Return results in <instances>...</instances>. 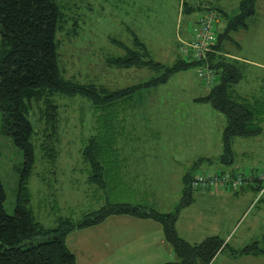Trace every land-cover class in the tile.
<instances>
[{"label":"rangeland","instance_id":"rangeland-1","mask_svg":"<svg viewBox=\"0 0 264 264\" xmlns=\"http://www.w3.org/2000/svg\"><path fill=\"white\" fill-rule=\"evenodd\" d=\"M184 1L57 0L68 18L62 32L57 33L59 66L64 77L80 83L104 85L109 89L149 80L155 74L152 69L147 67L126 69L118 67L109 60L125 55L126 50L120 43L137 48L133 41L137 36L148 46L151 57L153 56L156 61L168 65L174 64L178 53L182 54L181 41L187 40L188 35L191 36L195 21L202 14L183 12ZM186 1L202 2V5L206 3L205 7H208V4L221 8L228 16H234L239 12L242 0ZM256 9V14L248 20L249 27L231 33L230 39L225 40L222 45L232 52L231 54L240 57L239 59L249 60V62H239L244 77L238 88H241L244 94H251V98L264 101V66L259 67L251 62H264V0H257ZM219 17L218 27L224 29L227 17ZM0 55H2L1 33ZM186 58L195 60L192 55ZM196 61L199 62L198 66L202 65V61ZM197 70V67H193L175 73L166 84L156 87L155 93H152L153 87L147 90L148 99L152 101L150 105L155 109L154 121L163 131L155 129L154 132L147 133L148 136L143 138L141 146L134 147L133 144L129 150L132 155H149L150 162L152 160L157 162L156 165L153 164L155 170L152 171L157 176L154 174L152 179L148 173L145 177L146 183L152 185V190L143 194V198L137 197L140 193L132 192L122 196L123 201L147 210L172 212L182 200L183 176L186 172L207 174L224 170L239 172L246 177L263 176L264 178V116L260 134L253 137L233 138L234 162L232 164L218 162V157L224 151L223 133L226 116L210 103L196 102L200 96L206 95L213 85L204 83ZM55 100L60 105V134L59 142L56 144L58 156L52 161L42 155L37 146L34 168L28 181L35 216L46 228H56L66 219L78 221L86 213L105 206L109 200H120L119 195L115 194L118 184H115L112 193L99 187L98 184L87 181L90 171L82 155V149L87 137L95 130V113L91 101L81 95L56 96ZM262 109L264 110V105ZM38 110L36 106L31 121L34 128L40 130L42 126L38 120ZM124 140L123 137H119L118 146L123 150V155H127ZM34 143H38L36 134ZM0 147V180L6 193L4 208L6 212L13 214L18 199L25 153L15 145L11 136L3 132L1 111ZM208 158L211 159L210 162ZM262 183L264 186V180ZM252 184L254 182L243 186L246 185L248 188ZM147 186L144 187V191H148ZM221 188L228 189L226 193L230 196L229 199H208V204H205L206 200L200 198L201 200H195L192 206L181 208L178 223L180 233L191 242H200L208 236L217 235L226 240L231 247L238 249L256 241L264 244V194L253 206L251 204L257 193L251 188H248L249 192L246 193L249 196L236 203L231 199L237 196L235 190L229 186L218 187ZM212 190L195 189V192ZM108 229L109 226L104 230L94 228L88 232H85L87 231L85 228L75 229L68 235L67 245L74 251L84 250L83 245H90ZM111 232L118 233L123 238L124 243L116 240L114 247L123 252L138 249L133 246L147 229L115 223L111 226ZM84 239L87 240L85 243H83ZM42 240L43 238H39L36 241ZM106 244H108L107 240L100 241L105 251ZM229 254L230 251L219 254L214 264H260L257 258H249L254 256L234 254L245 257L242 261L234 260L236 258H232ZM99 257L105 256L99 255ZM117 258L116 264H139V262L163 264L177 259L174 252L170 256L164 250L133 261L123 260L120 256Z\"/></svg>","mask_w":264,"mask_h":264},{"label":"trees","instance_id":"trees-1","mask_svg":"<svg viewBox=\"0 0 264 264\" xmlns=\"http://www.w3.org/2000/svg\"><path fill=\"white\" fill-rule=\"evenodd\" d=\"M201 3H190L186 0L183 2V12L202 13L196 19L195 25L209 12L227 17L225 28L219 31L217 26L215 29V51L205 59L215 69L217 81L209 92L197 101L212 104L226 116L224 151L218 157V162L232 164L233 138L253 137L262 132L264 101L241 95L237 91V86L244 77L240 61L228 56L222 43L236 30L249 27L248 20L257 12V0H242L239 12L234 16H228L221 8L208 4V7H205L206 3ZM66 19L68 20L64 9L57 0H0L2 130L11 136L15 145L25 153L13 214H9L4 208L6 193L0 180V264H77L75 253L67 245V236L75 229L99 225L112 215L145 217L158 222L177 257V260L163 264H210L221 251L264 255V244L258 241L233 250L219 236L191 243L178 234L176 222L179 211L194 201L195 189L191 185L196 175L194 172H189L183 178L182 200L174 212L147 210L123 200H109L105 206L86 213L82 219H66L56 228H46L37 220L28 181L34 168L37 146L42 155L52 161L58 156L56 144L60 134V105L55 100L56 96L81 95L91 101L95 113V130L87 137L82 149L90 171L88 181L113 193V187L115 183L118 184L121 172L122 151L118 146L121 127L116 126L122 113L121 108L128 104L138 91L166 84L175 73L198 67L199 64L198 61L183 57L180 53L172 65L156 61L151 57L148 46L135 36L133 41L137 48L127 47L118 41L126 53L109 61L126 69L150 68L155 74L149 80L109 89L104 85L67 79L59 66L57 39V33L62 32ZM36 106L39 109L38 120L42 126L40 130L37 127L35 129L31 121ZM35 134L38 140L36 144ZM208 161L211 159L208 158ZM255 182L263 184L258 178ZM39 238L43 240L37 242Z\"/></svg>","mask_w":264,"mask_h":264},{"label":"crops","instance_id":"crops-1","mask_svg":"<svg viewBox=\"0 0 264 264\" xmlns=\"http://www.w3.org/2000/svg\"><path fill=\"white\" fill-rule=\"evenodd\" d=\"M222 30L223 29L219 28V31H222ZM237 31L238 30H236L235 32H237ZM185 33H187V32L185 31ZM188 36H190V35H188ZM228 39H230V38H228ZM224 51L226 52V54L228 56H230L234 59H237L240 62H249V60L246 58L239 59L240 57L235 56L234 54H231L232 52L228 51L226 48H224ZM251 62L255 63V65H257L259 67L264 66V62H262V61H251ZM138 83H140V82H138ZM147 90L148 89L138 91L134 95V97H132L130 99L128 104H124V106L121 108V111H120L122 113H121V116L119 118V121L116 122L117 128L121 127V134H119V135H120V138L123 137L125 139L124 145H125V148H127V151H126L127 155H123V150L119 147L122 151V155H120V157H121V163H120L121 172L119 174L120 177L118 178V181H117L118 182L117 195H119L120 200H124V198L121 199L122 196L124 197V195H128L132 192L140 193L137 197L143 198V194L148 193L150 189L152 190V185L150 183H146L147 180H145V177L148 175V173L150 174L152 179L154 178V174L157 176L156 173L152 172L153 170H155L154 165H156L157 162H155L154 160H152V162H150L148 159L149 155H142V154L132 155L133 153L131 154L130 153L131 151L129 150L130 148L133 147V144H134V147H135V145L141 146L143 138L148 136L147 133L154 132L155 129L162 130V127L154 121V118L156 117L155 109H154V106L150 105V103H152V101L148 99L149 95H148ZM155 90H156V87L153 88L152 93H155ZM241 90L242 89L241 88L239 89L237 86V91L241 95H244V96H250L251 95L249 93L244 94V92H242ZM196 102L200 103L199 101H196ZM94 124H95V120H94ZM147 130H148V132H147ZM137 148H139V147H137ZM236 169L237 168H235V170ZM188 173L189 172H186L185 175H187ZM185 175L183 176V178L185 177ZM145 186H147L148 191H144ZM183 188H184V186H183ZM183 188H182V194H183ZM248 188H251V190L254 191V193H257V195L255 196V198L251 204V205H253V204L255 205V203H257V201H259L261 195L264 194L263 184L255 182L254 184L249 185ZM248 188L245 185V186L241 187V189L235 190V194H237V196L231 198L233 203L240 201L242 198H245L246 196H249L248 194L246 195V193L249 192ZM210 190H212V189H210ZM226 190H228V189H226V188L225 189H223V188L218 189L217 188V189H214L212 191L194 192V201L195 200H201L200 198H203L206 200L205 204H208V199H217V200H218V198L229 199L230 196L226 193ZM126 193H128V194H126ZM240 194H243V196ZM181 199H182V197H181ZM194 201L189 206H192ZM251 205H250V207H251ZM189 206H187V207H189ZM177 208H178V206H177ZM177 208H176V210H177ZM184 208H186V207H184ZM184 208H182V209H184ZM181 210L179 211V214H180ZM246 211L245 212L243 211V213H246ZM172 212H174V211H172ZM179 221L180 220L178 217V220L176 222V229H177L178 234L183 239L191 242V240H189V238H187L186 236H183L180 233L179 228H178ZM115 223L119 224L121 226L122 225H127V226L131 225V227H138V228L147 229V232L145 234H143L139 240H136L135 246H133V247L138 248V249H129V250H125V251L121 252L120 249L114 248V247H116V242H115L116 240H118V241L121 240V243L122 244L124 243L122 241L123 238L120 237L118 235V233H112L111 232V226L115 225ZM253 224H255V222H253ZM107 226H109L108 231L103 232V234H100V236H101L100 238H98L94 242H91L90 245H88V246H90V248L86 245H83L84 250L74 251V250H72V248L69 247L76 255L77 264H96V263L116 264L115 259L117 260L118 259L117 257H119V256L123 260L133 261L136 259L138 260L139 257H142V259L144 257H149L150 254L155 253L156 251H159V250L160 251L164 250V252L167 251L170 256L172 255V252H174L172 246L165 239L161 225L153 219L145 218V217H135V216H130V215H112V216H109L103 223H101L99 225L92 226L89 228H85L87 230L85 232H88V230H94V228H99V230H104V228L105 227L107 228ZM89 232H93V231H89ZM117 236H118V238H117ZM208 237H211V236H208ZM208 237H206V238H208ZM102 240L108 241V244H106L108 251L107 250L105 251L104 249H102V247L100 245V241H102ZM85 241H87V240L84 239L83 243H85ZM202 241L200 240V242H202ZM66 242H67V239H66ZM225 242H226V240H225ZM191 243H199V242H191ZM226 243H228V242H226ZM228 245L230 246L229 243H228ZM231 249L239 250L241 248L238 249L235 247H231ZM223 252H226V251L219 252L215 256V258L211 261L210 264H214L215 261L217 260V256ZM99 255H104L107 258L99 257ZM229 255L232 258H236L234 260H242L243 261L245 259V257H241V255L240 256H234V254H231V253ZM244 256H254V257H249V258H257V261L260 264H264V256L261 257V255H250V254H245ZM139 264H140V262H139Z\"/></svg>","mask_w":264,"mask_h":264},{"label":"built area","instance_id":"built-area-1","mask_svg":"<svg viewBox=\"0 0 264 264\" xmlns=\"http://www.w3.org/2000/svg\"><path fill=\"white\" fill-rule=\"evenodd\" d=\"M220 22V17L214 12L207 13L200 18L194 26L191 37L188 40H182L180 50L185 57L192 55L195 60L202 61V65L198 66V74L200 79L206 84H214L216 81L215 69L205 60L210 53L215 51L213 44L216 39L215 29ZM191 51V52H190ZM238 173V174H237ZM264 180L263 176L246 177L239 172L231 171L196 174L191 182L194 189H216L220 187H231L233 190H238L246 183L254 182L256 179Z\"/></svg>","mask_w":264,"mask_h":264}]
</instances>
